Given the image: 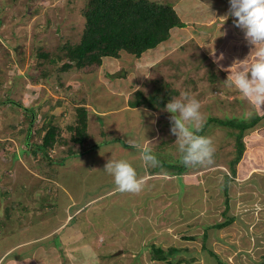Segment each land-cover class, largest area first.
Returning a JSON list of instances; mask_svg holds the SVG:
<instances>
[{
  "label": "rangeland",
  "instance_id": "374dc122",
  "mask_svg": "<svg viewBox=\"0 0 264 264\" xmlns=\"http://www.w3.org/2000/svg\"><path fill=\"white\" fill-rule=\"evenodd\" d=\"M86 1L0 0V100L12 98L29 108L37 104L36 127L53 115L66 127L74 123V99H83L97 111L119 105L129 85L132 92L143 89L148 94L164 81L174 91L162 89L168 101L182 98L185 91L200 101L204 123L209 124L199 134L211 138L214 159L204 166L183 165L170 131L171 113L159 106L154 109L162 127L159 139L137 141L142 144L129 149L114 143L93 154L91 142L100 146L115 136L102 132L99 137L88 123L89 138L81 147L86 153L62 161L68 145H59L52 151L56 161L50 162L32 150H22L26 145L19 138L24 136L20 133L28 124L27 114L18 105L1 103L0 255L17 239L20 245L0 264H216L210 251L229 264L264 263V116L244 135L246 148L229 185L226 214L221 184L234 158V131L210 120L264 113V106L252 105L223 83L235 62L233 68L250 66L254 60L253 46L233 23L235 18L223 17L229 12V0H197L198 9L193 11V0H169L185 25L171 30L170 38L150 52L152 59L148 52L140 57L107 56L88 74L60 71L62 60L49 59L62 53V43L80 40ZM39 52L49 57L35 55ZM221 53L223 58L217 59ZM116 88L117 96L112 94ZM137 111L118 114V131L113 130L128 129L123 137L118 135V143L132 141L137 134L132 130L139 131L141 123L142 140L153 130L151 110ZM65 135L70 136L67 131ZM145 148L156 155L155 167L141 161L138 152ZM89 155L97 163L88 160ZM110 158L129 159L137 176L146 171L164 176L142 183L138 192L120 191L103 170ZM99 193L105 194L92 200ZM226 216L233 221L221 228L212 226ZM153 243L182 250L159 260L154 258Z\"/></svg>",
  "mask_w": 264,
  "mask_h": 264
},
{
  "label": "trees",
  "instance_id": "16d2710c",
  "mask_svg": "<svg viewBox=\"0 0 264 264\" xmlns=\"http://www.w3.org/2000/svg\"><path fill=\"white\" fill-rule=\"evenodd\" d=\"M82 14L84 26L80 40L76 43H62V53L49 59L51 62H54L57 57L62 60V64L58 66L60 71L77 69L84 74H88L96 71L106 56L120 58L127 54L140 57L148 49L154 48L169 39L173 27L185 25L174 4L169 0H87L82 9ZM21 48L23 49L22 45ZM35 55L47 57L48 53L39 52ZM163 83V86L158 87L152 93L146 94L143 89L134 91L129 99V105L132 107L145 106L152 109L165 106L168 100L162 97V89L166 87L169 94L174 91L171 90L168 83L164 81ZM73 101L76 103L74 123L66 127L55 120L54 115L42 127H36L37 104L31 105L29 108L21 101L12 98L4 101L0 100V104L18 105L27 114L28 124L24 125L20 133L24 136L19 138L20 142L26 145L22 150H32L36 156L52 162L55 159L52 152L54 147L68 145L66 155L62 156V161H65L70 156L82 154L84 149H81V147L85 145L86 140L89 138L88 108L83 99L82 101H76L75 99ZM61 102L62 99L57 100V103L60 104ZM263 116L264 113L242 119H238L239 117L236 116L233 119L224 120L216 116L210 118V120L218 122L217 124L233 128L232 131L234 132L232 133L235 137L234 158L229 163L230 173H224L221 184L225 202L224 214L227 213L230 206L229 185L236 176L237 164L246 148L244 135L247 130L258 124ZM208 124L209 122L204 123L200 131L202 132ZM33 128L36 131L33 132ZM66 131L69 132V137H66ZM76 145L78 146L76 147ZM51 155L53 157H50ZM179 173L186 175L187 172L181 171ZM17 205L19 206V203ZM233 219V217L226 216L225 220L212 226L221 228L231 223ZM17 240L20 242L19 239ZM151 249H153L154 258L159 260L167 259L170 255L182 250L175 246L165 249L155 243L152 244ZM210 252L215 256L216 264H229L213 251Z\"/></svg>",
  "mask_w": 264,
  "mask_h": 264
},
{
  "label": "clouds",
  "instance_id": "9594fccd",
  "mask_svg": "<svg viewBox=\"0 0 264 264\" xmlns=\"http://www.w3.org/2000/svg\"><path fill=\"white\" fill-rule=\"evenodd\" d=\"M229 5V12L223 17L235 18L233 23L243 30L246 41L253 46L254 60L250 66L233 68L238 61L235 62L223 83L228 88H236L252 105L264 106V0H229ZM222 58L221 53L217 59ZM180 96L165 105V110L171 113L170 131L176 136L180 162L188 167L211 164L215 148L211 138L199 134L205 122L200 101L187 91ZM139 155L147 166L155 167L158 163L151 149L145 148ZM103 170L120 191L138 192L143 186L136 168L127 158H110Z\"/></svg>",
  "mask_w": 264,
  "mask_h": 264
},
{
  "label": "crops",
  "instance_id": "0c3cea01",
  "mask_svg": "<svg viewBox=\"0 0 264 264\" xmlns=\"http://www.w3.org/2000/svg\"><path fill=\"white\" fill-rule=\"evenodd\" d=\"M197 0H193V1H191V3H192V5H193V9H192V11L193 10H195V9H198L197 8V5H196V2ZM183 3V2H182ZM179 12V14H180V16H181V13H180V11H178ZM183 20V19H182ZM174 28H179V27H173L171 30H173ZM241 35H243V34H241ZM170 38V37H169ZM168 40V39H167ZM166 40V41H167ZM166 41H164V42H166ZM164 42H162V43H164ZM157 47V46H156ZM156 47H154V48H151V49H148L147 51H145L144 53H142V54H145V53H149V58L150 59H152L153 58V55H150V52L153 50V49H155ZM107 57V56H106ZM146 61H148V60H146ZM149 62H153V61H149ZM149 62H147V63H149ZM154 63H152L151 64V67H152V65H153ZM126 89H124V91H125ZM134 92V91H133ZM132 92V88L130 87V85H129V87L127 88V90H126V94H125V96H124V98L122 97V101L120 102V104L119 105H117V106H114V107H108V106H105L104 108L103 107H100L98 110H100V112H98V110L96 111V109H95V107L96 106H93L92 104H90V103H88L87 102V108L89 109L88 110V123H90V124H92L95 128H96V130H97V132L99 133V137L101 136V134H102V132H106V133H108V134H110L109 136H111V135H114L115 137H114V139L112 140V141H109V142H105L104 144H100V146H97L96 144H95V142H91V143H93L92 144V146L89 148V150H91L90 152H93V154H97V153H94V151L95 150H97V149H99V148H101V147H103V146H108V145H111V144H114V143H116L117 144V147H118V144H121V146L123 147V148H126V149H129V147H131V146H139L140 144H142V143H136L137 141H139V142H144V144H146V143H148V142H150V141H155V140H157V139H159L160 138V136H161V134H162V127H160L159 125H160V120L158 119V115H157V110H154V109H152V108H149V107H143V106H137V107H132V106H130L129 105V99H130V97L129 96H131V94L133 93ZM112 94H114V95H118V88H116V89H114V90H112ZM136 110V109H138L139 111H141V113H147V111H149V110H151V113L153 114V116H152V124H153V130H151L145 137H144V139L142 140L141 138H139V136H140V133H139V131L141 130V129H143L142 128V123H141V125H140V129H139V131H138V129H133L132 130V132H134V131H136L137 130V134H136V136L134 137V138H132L133 140L132 141H127V142H119L118 143V135L119 136H122L123 137V135H124V132H127V127H125L127 130H124V132L123 131H121V132H115L113 129H116V131H118V114L119 113H122V114H124L123 112L124 111H130V110ZM139 111H137V113H140ZM103 115L104 116V118L102 117V118H99V115ZM141 118V117H140ZM102 120L104 121L103 123H102ZM120 122V121H119ZM89 127H90V125H89ZM89 127H88V131H90L89 130ZM90 136H91V133H90ZM117 137V138H116ZM99 141H104V140H98V142ZM120 150H123L122 148H119ZM83 153H86V152H83ZM82 153V154H83ZM139 154H140V152H138ZM81 154H79V155H77V156H71V159H73V158H78L79 156H80ZM92 155V154H91ZM91 155H89L90 157H86L88 160H92L91 159ZM132 155H134V153H129V156H132ZM138 155V154H137ZM94 159L92 160V161H94V163H97V159H96V157H93ZM94 165L95 164H90V166H92V168H94ZM162 176H164V174L163 173H154V174H151L149 171H146V172H144V173H142V174H140V175H138V179H140L141 180V182L142 183H144V182H148L151 178H160V177H162ZM166 177H168L167 175H166ZM43 180H47L48 181V178H46V177H44V179ZM116 188H117V186H116ZM105 193H99L97 196H95L94 198H92V200L93 199H98V197H100V196H102V195H104ZM91 201V200H90ZM90 201H87V203H89ZM80 208L81 207H78L76 210H80ZM18 245H20L19 244V242L17 241L16 243H15V245H14V247H16V246H18ZM13 247V248H14ZM13 248L12 249H10V250H4L3 252H1V255H0V259H4V258H7L9 255H10V252H12L13 251ZM1 249V248H0ZM4 249V248H3ZM15 249V248H14ZM1 251V250H0Z\"/></svg>",
  "mask_w": 264,
  "mask_h": 264
}]
</instances>
